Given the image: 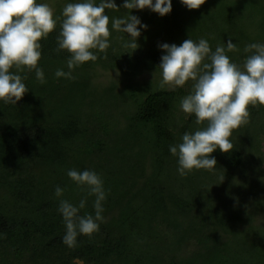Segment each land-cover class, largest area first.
I'll list each match as a JSON object with an SVG mask.
<instances>
[{"label": "trees", "instance_id": "obj_1", "mask_svg": "<svg viewBox=\"0 0 264 264\" xmlns=\"http://www.w3.org/2000/svg\"><path fill=\"white\" fill-rule=\"evenodd\" d=\"M44 2L60 16L69 0ZM115 2L110 18L130 11L147 25L135 50L113 31L106 56L76 68L74 80L56 78L70 55L56 51L58 21L41 40L46 83L25 69L29 90L16 105L0 100V264H264V105L248 106L232 150L210 154L214 171L182 177L169 145L204 125L179 109L191 81L160 88L158 67V44L201 37L213 50L236 43L228 55L242 63L246 44L264 42V0H205L197 9L172 0L164 16ZM70 168L94 169L107 190L104 222L75 248L62 242L55 187L73 203L86 197L81 215L94 214L95 197L70 180Z\"/></svg>", "mask_w": 264, "mask_h": 264}, {"label": "clouds", "instance_id": "obj_2", "mask_svg": "<svg viewBox=\"0 0 264 264\" xmlns=\"http://www.w3.org/2000/svg\"><path fill=\"white\" fill-rule=\"evenodd\" d=\"M188 9H197L205 0H180ZM123 8H148L161 16L172 10V0H123ZM106 9L118 10L115 0H69L60 16L54 14L51 3L44 0H0V100L16 105L29 90L24 82L25 69L35 72L40 84L46 83L45 73L39 65L42 57L41 40H46L57 26L56 51H67V71L57 68L56 78L76 79L74 70L91 61L96 62L99 54L105 56L111 46L113 31L128 34L121 38L122 47L135 50L141 30L147 28L141 20L131 14L109 17ZM62 17V19H61ZM139 25V27H138ZM163 50L158 65L160 88L183 87L191 81V90L180 99L179 109L195 117L198 127L185 131L180 142L169 145V152L177 158V172L186 176L193 170L214 171L217 161L210 154L219 148L223 152L233 149L230 139L233 130L249 120V105H264V42H252L244 46L242 63L228 55L239 48L231 40L211 47L209 41L185 39L179 45L160 43ZM127 52V51H125ZM124 53V52H123ZM15 67L16 71H11ZM67 176L88 196H94L93 213H84L87 199L78 203L63 198L65 189L57 185L54 190L58 198L57 211L65 227L62 242L68 248L78 246L80 235L91 237L104 222L103 202L107 190L102 176L94 169L70 168ZM223 180V178H222ZM3 234H0L2 238Z\"/></svg>", "mask_w": 264, "mask_h": 264}, {"label": "rangeland", "instance_id": "obj_3", "mask_svg": "<svg viewBox=\"0 0 264 264\" xmlns=\"http://www.w3.org/2000/svg\"><path fill=\"white\" fill-rule=\"evenodd\" d=\"M72 263H75V264H84L82 260H78V259L73 260Z\"/></svg>", "mask_w": 264, "mask_h": 264}]
</instances>
